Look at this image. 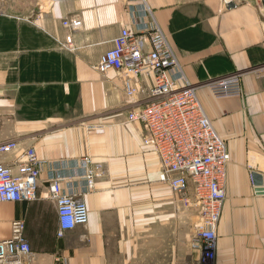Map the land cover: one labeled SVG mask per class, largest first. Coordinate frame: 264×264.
Returning a JSON list of instances; mask_svg holds the SVG:
<instances>
[{"label": "crops", "instance_id": "1", "mask_svg": "<svg viewBox=\"0 0 264 264\" xmlns=\"http://www.w3.org/2000/svg\"><path fill=\"white\" fill-rule=\"evenodd\" d=\"M50 2L0 0V146L18 145L0 152V163L17 172L30 148L44 161L38 200L0 202V242L22 221L32 250L25 264H201L190 247L199 216L185 201L194 185L179 195L161 181L143 124L128 120L136 105L121 74L98 68L123 28L157 26L185 79L199 84L231 155L215 264H264V76L254 69L264 64L262 0ZM70 17L81 21L78 29L63 25ZM70 35L74 48H62ZM238 72L243 95L215 99L208 83ZM141 80L153 84L151 76ZM86 157L98 174L91 189ZM54 179L89 210L88 223L62 237Z\"/></svg>", "mask_w": 264, "mask_h": 264}, {"label": "built area", "instance_id": "2", "mask_svg": "<svg viewBox=\"0 0 264 264\" xmlns=\"http://www.w3.org/2000/svg\"><path fill=\"white\" fill-rule=\"evenodd\" d=\"M63 25L76 30L81 21L70 17ZM60 45L73 49L72 36ZM98 68L121 74L128 99L136 105L128 120L143 124L144 144L153 149L160 161L161 181L179 195L186 194L189 183L194 185L193 198L185 200L199 216L190 247L201 253V264H215L231 155L228 143L216 131L199 99V84L185 79L167 37L157 26L141 33L123 28L114 47L101 57ZM254 69L258 76H264V64ZM146 76L153 77L150 87L142 85L141 79ZM241 78L242 73L238 72L208 83L207 89L217 100L239 98L243 95ZM17 146L15 141L8 142L0 146V152L10 153ZM90 163L89 158L83 159L91 189L98 174L89 169ZM43 164L34 148L25 151L17 172L0 163V202L38 200ZM61 183L54 179L49 185L50 198L57 203L60 237L89 221L86 203L74 193H64ZM24 230V222L13 223L11 238L0 242V264H25L29 259L32 250Z\"/></svg>", "mask_w": 264, "mask_h": 264}, {"label": "water", "instance_id": "3", "mask_svg": "<svg viewBox=\"0 0 264 264\" xmlns=\"http://www.w3.org/2000/svg\"><path fill=\"white\" fill-rule=\"evenodd\" d=\"M262 2L264 5V0H262ZM254 178H255L256 182L258 183V185H261V183H262L261 176L255 174Z\"/></svg>", "mask_w": 264, "mask_h": 264}, {"label": "rangeland", "instance_id": "4", "mask_svg": "<svg viewBox=\"0 0 264 264\" xmlns=\"http://www.w3.org/2000/svg\"><path fill=\"white\" fill-rule=\"evenodd\" d=\"M50 3H52V2H50ZM183 209H184V212H185V210H186L185 207H184ZM190 213H191V212H190ZM192 236H193V235H192ZM191 238H192V237H191ZM190 241H191V240H190Z\"/></svg>", "mask_w": 264, "mask_h": 264}]
</instances>
